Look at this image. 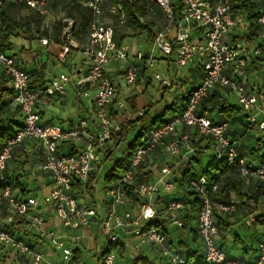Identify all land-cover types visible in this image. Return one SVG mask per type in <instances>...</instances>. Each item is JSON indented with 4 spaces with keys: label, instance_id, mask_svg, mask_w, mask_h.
Here are the masks:
<instances>
[{
    "label": "built area",
    "instance_id": "built-area-1",
    "mask_svg": "<svg viewBox=\"0 0 264 264\" xmlns=\"http://www.w3.org/2000/svg\"><path fill=\"white\" fill-rule=\"evenodd\" d=\"M55 0H0V9L7 6H24L41 15H47L51 2ZM84 8L92 15L89 23V39L83 45L88 58L87 75L81 77L78 86L84 89L82 95L91 99V109L96 117V130L87 120L70 129L60 125L42 123L38 105L47 104L56 95L67 96V86L73 81L75 72L63 73L39 90L31 88L29 75L22 70L16 60L0 51V68L11 80L15 93V104L21 110L23 128L9 139L0 152V181L16 150L27 141L37 143V154L41 161L37 170L50 176L54 188L40 202L37 198L19 199L9 185L0 186V211L5 205L9 207L6 219L7 228L0 230V248H9L20 256H30L31 264H71L81 241L77 235L68 233L90 229L99 221L108 242L117 244L122 233H131L137 244L136 252L150 245L159 251L160 256L169 264H188L187 259L169 244L166 234L148 224L157 218L156 200L164 193L172 195L176 189L173 171L169 166L161 169L159 176L149 182H138V170L147 164L155 154L172 159L192 155L195 148L191 133L196 130L203 138L211 142L216 163L235 166L238 178L242 182L260 181L264 183V166L249 168L247 160L237 150L229 137L230 125L227 122H213L209 115L199 112L202 102L209 98L212 91L226 89L237 97L238 106L247 114L252 132L264 136V91L252 85L249 64L261 58L264 82V0H258L260 9L256 19L258 38L252 44L233 42L230 38L248 31L250 24L244 17L232 14L233 0H152L164 13L168 23L160 32L154 48L176 67L187 68L193 63H200L203 76L200 84L188 96V102L180 114L174 115L161 126L151 129L144 146L139 147L131 159L129 167L118 180L104 187L105 202L108 206L106 215L99 220L97 207L87 204L85 186L90 175L97 171L102 155L99 152L112 134L120 130L112 110H124L127 104L122 100V88L108 77L107 68L113 63L126 66L123 81L127 87L137 84L142 70L154 71L156 59L142 52L135 54V61L130 62V49L117 43L115 29L104 22L107 14L113 22L123 27L127 25V16L120 5L109 0H80ZM72 24L65 30L61 64L66 63V55L71 47L79 48L77 41L71 39ZM200 36H196V33ZM173 35V38H170ZM43 46H49L50 40H41ZM154 79L165 88L172 84L163 80L158 73ZM139 116L144 112L139 111ZM182 130V132H181ZM200 198L198 213V232L204 244L203 264H264V241L258 246V256L254 262L229 258L217 244L218 226L215 221L217 213L232 214L237 212L236 204L215 203L207 191L209 181L201 177L191 182ZM218 185L212 187L216 192ZM132 196L136 198L137 213L129 209ZM46 205L59 223L58 227L50 225L42 213ZM188 205L182 201L172 200L166 209L171 227L183 228L179 215ZM258 215L252 217L255 222ZM26 220L33 235L39 241L48 243L60 257L53 261L44 252L19 239L15 235L16 226ZM71 240V242L69 241ZM74 246V248H73ZM115 251L104 253L100 264H118Z\"/></svg>",
    "mask_w": 264,
    "mask_h": 264
},
{
    "label": "crops",
    "instance_id": "crops-1",
    "mask_svg": "<svg viewBox=\"0 0 264 264\" xmlns=\"http://www.w3.org/2000/svg\"><path fill=\"white\" fill-rule=\"evenodd\" d=\"M148 7V16L145 20H143L144 24L148 26V30L143 33L136 32L133 28H131V33H129L130 37L126 38L123 42L119 41L117 39V33L115 30V39L118 44L125 46V42L129 38L136 39L138 37H141L145 35L144 42L140 43L141 48H145L146 45L148 47L153 45L154 48V41L157 37V35L162 32L166 26V21L164 17V13L158 8L152 0L150 3H147ZM156 16V17H155ZM145 21L149 22L150 25H148ZM126 26V25H125ZM241 33V32H240ZM238 34V33H237ZM235 34V35H237ZM196 36H200V34L197 32ZM234 37V36H233ZM230 38L229 40H233ZM170 38H173V35H170ZM79 44V43H78ZM85 45V44H83ZM83 45L79 44V48H73L71 47L70 52L65 56L66 57V63L61 64L59 62V58L63 54V46H56L53 51L50 53L51 62L53 64L54 69L61 68L64 66L67 68L69 72L74 71L75 75L73 78V81L67 86L68 95L67 96H60L56 95L52 97L51 101L47 104L40 103L38 105V112L40 113L42 123L48 124V125H60L64 129H70L72 127L77 126L80 121L87 120L93 130H96V117L91 109V102L93 99L94 93H91V99L86 98L82 95L83 88L78 86V81L81 77H84V74L88 70V58L84 54ZM145 55H153L152 52H146ZM157 60H162L165 65H162L161 63H158L159 68L166 69L168 74L170 73L171 65L173 64L174 67H176L173 59L171 61L166 60L163 55H160ZM131 63L138 64L135 60H131ZM63 68V67H62ZM126 66L122 65L121 63H113L108 66L107 68V74L108 77L113 80L116 84L120 85L122 88V100L125 101L127 104V108L124 110H112V113L116 119V121L122 125L123 122H126L128 119L135 117L132 115L131 108L129 106L128 100L133 101L136 105V108L138 111H144L149 116V125H152L153 127L159 126L163 121H167L170 118H172L174 115L180 113L182 108L184 107V99L187 97V95L192 92L195 88L198 87L200 84L201 78L203 76V70L200 63L196 62L191 64L187 68H178L176 67L177 71L174 74L173 77L170 79V83L172 86L170 88L161 87V91L159 96L162 97V99L166 102V107L164 110L161 109V106L158 105V100L152 99L151 101H147L143 97H139V94H143L145 91H147V85L151 84V78H150V72L142 70L139 74L138 82L133 87H127L125 84H123V74L125 71ZM65 72H60L59 74L53 73V77L49 79H45L44 81L38 80L37 82H33L35 86V90L41 89L44 85L51 82L55 78L59 77V75L63 74ZM250 80L253 86L256 88L262 86L263 84V78H257L256 75L251 74ZM185 85V87H183ZM11 84H8V87H10ZM145 86V87H144ZM183 87V89L186 91L183 95V98H176V102H172L171 97H175L174 92L177 90L176 87ZM190 87V89L187 90V87ZM172 89V90H171ZM78 90L81 91L80 95L77 94ZM213 94H220L222 97L229 101L230 93L226 89H215L212 91ZM77 97H79L77 99ZM170 97V98H169ZM180 104L178 105V103ZM230 103V102H229ZM171 104V105H170ZM238 106V103L236 104ZM175 109V110H174ZM213 119L216 122H220L225 120L221 116L214 113L212 115ZM156 120H159L158 122H155ZM22 122V119L20 120ZM155 122V124H152ZM230 125L229 128V136L231 140L235 142L237 145L238 151L244 155H246V158H248V155L244 153L247 140H251L250 144H247L246 146H250L251 144L255 143L254 137H260L257 133L252 132L251 130H248L245 128L247 124V114H237L234 116L233 120L231 122H228ZM141 128H137L136 131H139ZM247 129V130H246ZM185 132L191 133L193 139L196 140V143L199 144L198 150L202 149L205 153L209 152V150H212L211 142L203 138L196 130L194 129H187L184 130ZM182 132V130H181ZM198 136V137H197ZM196 137V138H195ZM210 148L207 149V147ZM37 143L34 141H27L23 147L19 148L16 151L15 155V166H9V169L6 173V176L10 178V180H16L19 183V186H12L13 192L15 196L19 199H27V198H37L40 202H42L52 191L54 188L51 178L48 174L39 172L38 170L31 172L24 171L22 168L20 169L18 167L19 162L21 161V157H30L34 160H37L40 162L41 160V154L36 153ZM155 158L158 159H164L166 157L159 156L157 154L152 155L148 161L147 164L144 165L143 170L138 171V182H149L151 180H155L161 171V168L165 167L160 166L158 163L154 161ZM39 164V163H38ZM176 169H179V163H174ZM148 166H151V169H147ZM178 177V174L176 175ZM253 184H256L254 181L252 182H244L243 184V190L240 192V194L234 193L231 189L229 190L230 193H221L218 195L216 201L223 202V203H233V204H240L241 206H238V210L235 213L232 214H226V213H217L215 216L216 224L218 225V235H217V244L222 247L227 256L229 258L234 259H241L247 262H254L258 256V246L260 243L264 241V227L257 224L256 222H252V217L255 215L264 214V212L259 211H253L249 210L247 207H244V202L246 199L244 198L245 193L247 191V188L251 187ZM39 190L43 194V198L40 199L38 196L32 195L33 190ZM29 192V193H28ZM28 193V194H26ZM164 194V193H162ZM161 194V195H162ZM229 194V195H228ZM160 195V196H161ZM235 195V196H234ZM253 195V194H251ZM159 196V197H160ZM131 198V197H130ZM132 202L130 204L129 209L135 213H137V202L136 198L133 196ZM42 213L44 214L45 218L48 220L50 225H53L55 227H58L59 223L54 218V214L51 211L50 208H48L46 205H42ZM98 213H99V220L103 219L106 215L108 206L105 201L102 202V204L97 206ZM196 211L191 207L188 208V210H184L180 213V219L183 221V228H176L171 227L169 224H167V229L169 231V244L172 245V247H176L179 249V243H184L187 246L186 252H193L196 253L199 257L204 254V244L202 239L200 238L199 232H198V223H197V215ZM163 218H167L166 214L163 215ZM168 219V218H167ZM94 226H97L98 229H95ZM4 228V226H3ZM31 232L30 226L28 225L26 220H22L17 226H16V233L18 236H20L26 243L32 245L37 251L44 252L50 256V259L53 261H59L60 257L57 253L53 251V249L50 247L48 243L39 241L38 239L36 241H33L31 243V237H26L27 230ZM101 229V223L99 221L95 222L90 229L85 230H79L81 233V241L77 247V250L80 253V250L82 248H87L91 241L93 240L95 242L96 240V234ZM99 230V231H98ZM77 231V232H79ZM77 232H70L68 235L75 236ZM32 233V232H31ZM78 236V235H77ZM71 242V240H69ZM137 239L133 237L131 233H122L121 234V240L119 244H122L124 246V252H126L127 244L133 243L137 244ZM134 245V246H135ZM7 252H9L10 257H16L17 253L13 252L11 249L7 248ZM121 254V255H123ZM133 254L135 257H127L126 263L127 264H136L140 259H145L148 263L151 264H169L165 259H163L160 256L159 251H157L155 248H153L150 245H146L142 247L140 252H136L133 250ZM20 256V255H19ZM76 256V253H75ZM21 260L24 263L28 264L31 262L30 256H20ZM99 263L100 260L98 259ZM140 264H143L142 262Z\"/></svg>",
    "mask_w": 264,
    "mask_h": 264
},
{
    "label": "trees",
    "instance_id": "trees-1",
    "mask_svg": "<svg viewBox=\"0 0 264 264\" xmlns=\"http://www.w3.org/2000/svg\"><path fill=\"white\" fill-rule=\"evenodd\" d=\"M73 1H74V7L81 14L80 25L83 28L87 29V36H88L89 23L91 21L92 15L88 9L82 6L80 0H73ZM109 1L112 4L120 5L123 8L127 16V25L133 28L136 32L143 33L148 30V26L145 25L143 22V20L146 19L149 13L146 2H141L140 0H109ZM19 7H24V6H19ZM4 8L0 9V23L2 26L5 25L7 30V33L5 34L0 33V51L3 53H5V48L6 46H8L10 42L9 32L13 27L6 13H4L3 11L5 10ZM259 9H260V5L258 0H233L232 9H231L232 14L236 17H244L250 24V28L248 31H244L242 33H238L237 35H234L233 42H245L252 44L256 41V39L258 38V26L256 25V19L258 18L259 15ZM78 22L79 20L77 19L74 20L73 26L71 28V39L77 41L80 45H83V39L81 37L76 36ZM60 44L62 45L63 43ZM261 61H262L261 58L255 59L250 62L248 67L250 75L251 74L256 75L257 78L260 79L263 78ZM86 75L87 72L84 74V76ZM9 83L11 84L10 78L2 70V73L0 75V152L3 150L6 142L9 139L13 138L23 128V118H22L21 110L15 104L14 101L15 93L12 88V85L8 87ZM30 84H31V88L35 90V86H33L34 83L31 81ZM259 90L264 91V82L262 86L259 87ZM81 91L83 92L84 89ZM81 91L78 90L77 94L80 95ZM191 93L192 92H190L187 95V97L184 99V107L187 104L189 98L188 96H190ZM78 98L79 97H77V99ZM128 103L131 108L132 115L135 118L134 119L130 118L124 124H122L120 126V130L118 132H114L112 134L110 141L106 142L103 149L99 150L102 157L104 156V161L102 160L103 162L102 161L100 162L97 171L93 172L90 175V178L85 186L84 195L87 198V204L89 206L97 207V202L95 201L96 182L100 175L102 165L104 164V162H106V160L110 159L113 149L120 148L127 141L128 137L132 132L135 133L137 128L139 127L141 128L138 131L137 136L129 144L127 149L128 153L115 162L114 166L109 171L108 175L105 177V186L114 184L118 180L120 175L129 167L131 163V159L135 154V152L138 150V148L145 145L149 131L151 129L158 127V126L153 127L152 125H149L150 119L146 112L143 111L144 115L139 116L138 114L139 111L137 110L136 105L134 104L133 101L128 100ZM184 107L182 108L180 113L183 111ZM199 112L201 114L209 115V117L213 122L216 121L213 119L212 115L216 113L217 115L225 119L220 122H227V123L231 122L235 115L244 113V111L239 106L231 105L228 100L222 97V95L220 94L212 95V93L209 96V98L205 99L202 102ZM21 119L22 122L20 121ZM158 121L159 120H156L155 122ZM155 122H153L152 124H155ZM165 122L166 121H163L159 126H161ZM245 128L251 130V127L248 124V120ZM254 139H255L254 141L256 148L251 154H248L249 159L246 158V155L238 151V153L247 160V165L249 166V168L264 166V136L254 137ZM192 142L195 148L196 155L192 156L191 159H188L187 161L178 162L180 164L179 169L178 170L176 169L172 175L173 182L176 185V189L172 195L162 194L160 197H158V199L156 200V205L158 210L157 218L152 220L148 224V227H156L162 230L167 237L170 234L167 229L168 217L163 218L164 217L163 215L166 214L167 206L172 200H178L184 202L186 205H188V207L186 208L187 210L188 208L192 207L197 213L196 215L198 220L200 198L191 185L192 181L197 180L201 177H207L209 181L207 191L210 193L211 198L215 203H220L216 201V199L218 195L221 193H230L229 190L231 189L234 193L240 194V192L243 190L242 187L244 182H242L238 178L237 167L229 166L224 163L217 164L215 160V154L214 157L211 158V161L208 163L206 168H204L203 170L198 169V166L200 165V159L206 153L202 149L200 150L197 149V146H199V144L195 143L194 139H192ZM232 142L235 143L233 140ZM209 148L210 145L209 147H207V149ZM15 155L16 152L14 156ZM143 167L144 166H142L138 171L143 170ZM170 168L173 171L175 165H172V167ZM8 169H9V165L4 174L3 180L0 181V186H4V185H9L11 187L13 186L12 183L13 180H10V178L6 176ZM177 174L178 177H176ZM178 182H180V184L183 185L184 188L177 187ZM254 182L256 184H253L251 186V187L255 186L254 194L251 195L250 193L246 192L244 195L246 201L244 202V204H242L247 208H249L251 212H253L254 210L255 211L259 210L258 203L260 202V199L264 194L261 191V188H263L264 183L260 181H254ZM216 184L218 185V189L216 192L212 193V187ZM15 186L16 187L19 186L18 181L15 184ZM129 195L131 198H133L131 190L129 191ZM224 204H229V203H224ZM236 206L238 208V206L240 207L241 205L236 204ZM255 222L264 227V214L258 215ZM7 227H8L7 225L4 226V228ZM4 228L2 227L0 228V230ZM14 232L19 239L24 241L20 236L17 235L16 231ZM119 243L114 245L108 242L106 246L102 249L101 253L98 255V259L101 260L104 253H109L111 251H114L115 248H119L120 253L123 254L125 248L122 244ZM172 248L178 250L182 255H184L187 259L188 264H203V260H204L203 255L199 257L196 253L190 251L186 252L187 246L184 243H179V249H177L176 247H172ZM33 249L35 248L33 247ZM75 253L76 255L79 254L78 251H76ZM74 259L75 261L78 260V258H74ZM141 262L143 264H151L145 261V259H140L138 262H136V264H140Z\"/></svg>",
    "mask_w": 264,
    "mask_h": 264
},
{
    "label": "rangeland",
    "instance_id": "rangeland-1",
    "mask_svg": "<svg viewBox=\"0 0 264 264\" xmlns=\"http://www.w3.org/2000/svg\"><path fill=\"white\" fill-rule=\"evenodd\" d=\"M141 2L150 3L151 0H140ZM109 3H111L109 1ZM4 13H6L9 21L12 23V29L9 32L10 42L8 46L5 48V53L7 55L12 56L17 64L29 75L32 82H37L38 80L44 81L45 79H49L53 77V73L59 74L60 72L69 73L67 71L68 69L62 66L61 68L54 69L52 60L50 57L51 51L53 49L60 45L63 46L67 40H65L64 32L69 27L70 24L73 25L74 20H79L77 24V31L76 36L81 37L83 39V44H86L89 39V34L87 36V29L83 28L80 25L81 22V14L80 12L74 7V1L73 0H55L51 2L49 6V11L47 15H40L34 10H30L24 7L19 6H7L4 8ZM156 17V16H155ZM165 17V15H164ZM113 18H111L107 12L104 17V22L108 23L109 25H112L117 33V39L121 42H123L126 38L130 37L129 33H131V27L129 25L126 26H119L118 24L113 22ZM166 26H167V19L165 18ZM148 25H150L149 22L145 21ZM165 26V27H166ZM0 33L5 34L7 33L6 26L1 25L0 23ZM90 33V31H89ZM145 35L138 37L136 39L129 38L125 42V46L129 47L130 49V62L131 60H135V54L137 52H142L143 54H146V52H152V56L156 59V67L154 71L150 72V78L151 84L147 85L148 88L147 91H145L143 94H139V97L145 98L147 101H151L152 99L158 100V105L161 106V109L164 110L166 107V102L162 99V97L159 96L161 91L160 88V82L156 81L154 79V74L158 73L162 76L163 80L170 81L171 77L174 76L177 69L174 67V65H171L170 73L166 71V69L159 68L158 63H161L162 65H165L162 60H157V58L162 55L161 52L158 49L153 50V45L148 47L146 45L145 48H141L140 43L144 42ZM44 38H48L50 40L49 46H43L41 43V40ZM60 43H63L62 45ZM145 43V42H144ZM31 51V52H29ZM122 64V63H121ZM124 65V64H122ZM2 73V70L0 68V75ZM123 84L124 81H123ZM145 87V86H144ZM162 87V86H161ZM185 87V85H183ZM183 87H176L177 90H175L174 95L175 97L172 98L171 104L176 102V98H183V95L185 94V90ZM190 89V87H187V90ZM172 90V89H171ZM170 98V97H169ZM229 102L231 105H236L237 97L235 94H231L229 98ZM170 104V105H171ZM180 102L178 103V105ZM125 122H123L124 124ZM138 131L135 133H131L128 137L127 141L118 149H113L111 153V157L109 160H106L104 164L101 167L100 175L96 182V193H95V201L97 202V206L102 204L103 201H105V195H104V187H105V177L108 175L109 171L114 166L115 162L121 159L124 155L128 153L127 149L129 144L134 140V138L137 136ZM194 136H192L193 138ZM198 137V136H197ZM196 138V137H195ZM195 140V139H194ZM196 143V140H195ZM251 140L246 141V145L250 144ZM245 147V154H251L254 149L256 148L255 143L251 144L250 146ZM199 146H197V149ZM159 155V154H157ZM196 152L192 155H185L183 154L182 158L178 157L175 159L166 157L162 159L155 158L154 161L158 163L161 167L168 165L169 167H172L174 163H178L180 161H187L188 159H191L192 156H195ZM160 156V155H159ZM164 157V156H162ZM214 157V152L212 150H209L206 154H204L200 159V165L198 166V169L203 170L207 167L208 163L211 161V158ZM18 160V159H17ZM15 156L9 163V166H14L15 164ZM102 160L104 161V156L102 157ZM102 161V162H103ZM39 161L34 160L33 158H30L28 156L21 157V161L19 162L18 167L23 169L24 171L31 172L32 170L35 175V171L37 170V165ZM174 167V166H173ZM151 166H148L147 169H151ZM162 169V168H161ZM176 167L174 168L173 172H175ZM13 186L17 183L16 180L12 181ZM177 187L184 188L183 185L180 184V182L177 183ZM255 186L247 188V193L254 194ZM261 191L264 193V186L261 188ZM32 195L38 196V198L42 199L43 194L39 190H33ZM229 195V194H228ZM235 196V195H234ZM233 204V203H232ZM246 207V206H244ZM249 209V208H248ZM258 211L264 212V194L262 195V198L260 199V202L258 203ZM250 210V209H249ZM9 207L3 206L0 211V228L6 225V219L8 215ZM95 229H98L97 226H94ZM27 230V229H26ZM99 231V230H98ZM77 232V231H76ZM27 236L31 237V243L33 241H36L37 238L33 235V233L26 231ZM78 236H81L80 231L77 232ZM96 240L95 242L92 240L91 244L87 248H82L80 250V253L77 254L74 258H78L77 261L75 259L71 264H100L98 261V255L101 253L102 249L106 246L108 243V238L103 232L102 228L96 234ZM133 243H128L126 252L121 255L120 249L115 248L114 251L117 254V262L118 264H127L126 258L127 257H135L133 254L134 250ZM74 248V246H73ZM7 248H0V264H28L24 263L19 254L16 255V257H10V253L7 252ZM31 264V262L29 263Z\"/></svg>",
    "mask_w": 264,
    "mask_h": 264
}]
</instances>
